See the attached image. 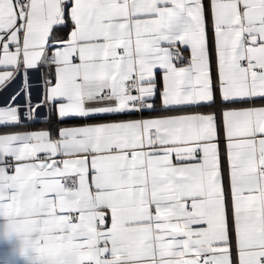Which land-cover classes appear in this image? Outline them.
Listing matches in <instances>:
<instances>
[{
    "label": "snow or ice",
    "instance_id": "6c2138e0",
    "mask_svg": "<svg viewBox=\"0 0 264 264\" xmlns=\"http://www.w3.org/2000/svg\"><path fill=\"white\" fill-rule=\"evenodd\" d=\"M0 69V127L84 121L0 134L32 264H264V0H0Z\"/></svg>",
    "mask_w": 264,
    "mask_h": 264
},
{
    "label": "crops",
    "instance_id": "0c3cea01",
    "mask_svg": "<svg viewBox=\"0 0 264 264\" xmlns=\"http://www.w3.org/2000/svg\"><path fill=\"white\" fill-rule=\"evenodd\" d=\"M62 35H67V30ZM188 55V53H186ZM3 71V69H0ZM30 81L35 85L38 80L39 74L31 71L29 73ZM21 89V78L18 76L17 79L3 92L0 93V106L7 103L9 98L19 92ZM32 91V99L33 101H37L39 99V89L37 87H33ZM17 104L23 106L25 104V97L21 92L16 100ZM247 106H264V100L257 99L255 105H236L235 107H247ZM159 107V106H157ZM201 112H209V111H217V109H209V108H202L200 109ZM149 114L145 113L144 117L141 116H114L109 117L103 121H89L90 123H100V122H110L112 120H121V119H140V118H147ZM159 115V112L156 113ZM45 117V112L40 111L38 114V119L33 122L25 121L24 127H0V134L6 133H14V132H29V131H41V130H50L55 133L59 128L62 127H73V126H80L84 123L82 120H71L67 121L63 124L56 122L53 116V122L46 123L43 122ZM43 155V154H42ZM6 221L3 218H0V264H32V261L22 256L19 252L20 244L19 241L16 240L14 237L12 239H5L4 238V225Z\"/></svg>",
    "mask_w": 264,
    "mask_h": 264
},
{
    "label": "built area",
    "instance_id": "2783aa9c",
    "mask_svg": "<svg viewBox=\"0 0 264 264\" xmlns=\"http://www.w3.org/2000/svg\"><path fill=\"white\" fill-rule=\"evenodd\" d=\"M185 55H187V54L185 53Z\"/></svg>",
    "mask_w": 264,
    "mask_h": 264
}]
</instances>
